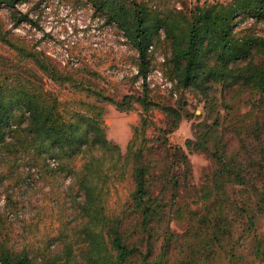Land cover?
<instances>
[{"label": "trees", "instance_id": "1", "mask_svg": "<svg viewBox=\"0 0 264 264\" xmlns=\"http://www.w3.org/2000/svg\"><path fill=\"white\" fill-rule=\"evenodd\" d=\"M18 1L22 0H0V4L14 6ZM90 1L136 50L138 77L142 76L144 89L116 100L101 89H83L81 81L82 97L73 93L63 102L61 94L46 89L38 77L4 71L5 81L0 82V156L5 152L13 156L3 160L11 172L20 166L21 158L33 174L39 175L40 167L41 178L61 193V217L57 234L42 241L44 248L18 250L8 229L11 196L4 197L0 264L264 262V238L257 228L264 216V114L249 124L238 120L240 124L233 129L239 144L233 151L224 138L219 116L213 123L205 121L203 130L186 140L188 148L206 153L214 162L212 173L199 188L189 185L192 202H184L185 196L178 190V173L165 177L173 188L168 197L155 193L152 168L157 165L146 156L161 142L171 151L172 164H180L184 172L190 168L187 153L167 142L183 119L187 101L180 98L178 106L159 103L147 88L155 45L165 41L168 46L165 63L174 87L193 93L206 108L216 106L213 90L218 85L223 90L250 88L264 96V35L251 29L236 30L246 18L264 21V0H229L190 9L178 7L174 0ZM25 17L21 14L17 23ZM0 42L14 48L20 60L30 58L38 71L56 84L77 82L47 57L27 54L25 48L14 44L1 23ZM92 84L88 81L86 86ZM106 103L121 112L138 106L139 121L132 127L125 152L107 136ZM155 109L166 114V127L155 122ZM22 121L27 143L18 145L14 136L6 141ZM10 173H0V183ZM66 177L69 183L61 187L59 179ZM128 180L131 187H125L126 193L113 205L118 185ZM130 217L134 219L132 227L127 224ZM173 222L182 226L180 231L173 229ZM129 233L138 238L129 239Z\"/></svg>", "mask_w": 264, "mask_h": 264}, {"label": "rangeland", "instance_id": "2", "mask_svg": "<svg viewBox=\"0 0 264 264\" xmlns=\"http://www.w3.org/2000/svg\"><path fill=\"white\" fill-rule=\"evenodd\" d=\"M227 1L229 0H174V3L180 8L190 9L198 4ZM21 14L26 17L22 22L17 23L16 19ZM0 23L4 30L9 32L13 43L25 48L27 54L32 52L47 57L60 70L72 74L77 79L74 84L72 82L56 84L47 75L38 71L30 58L20 60L19 53L14 48L0 42V82L5 81L3 75L6 69L17 70L26 78L38 77V81L46 89L58 91L63 102L73 93L77 98L82 97L80 91L82 89H79L82 87L81 81H83V89L86 87L101 89L116 100H121L127 94L138 95L144 89L142 76L138 77L139 61L136 50L128 43L122 31L115 24L109 23L107 17L90 0H22L14 6L3 3L0 4ZM248 29L264 35V21L254 22L252 18H246L236 28L238 32ZM153 50L150 72L160 70L164 81L171 85L162 86L164 82L158 80L148 82L150 97L166 105L178 106L180 98L188 103L182 110L183 119L179 127L168 135L167 142L170 147H180L187 153L190 168L184 172L180 164H172L171 161L174 158H171V151L166 150L167 146L159 142L154 146L155 148L147 151L146 155L155 159L157 165L152 168L154 173L152 190L168 197L173 188L166 184L165 177L170 179L173 173H178L180 181L178 190L180 194L183 192L185 196L183 200L188 203L192 202L194 197L189 185L199 188L212 173L214 162L206 153L188 148L186 140L194 139L195 134L203 130L205 121L213 123L219 116L221 127H224V138L228 140L231 151L235 150L239 141L234 134V125L240 124L238 120L243 121V124H249L256 116H262L264 96L250 88L236 87L237 89L223 90L218 85L213 90V95L217 97L216 106L213 109L210 105L206 108V104L199 100V97L188 90L174 87V83L169 80L168 67L165 63L169 49L165 41L155 45ZM88 81L93 83V87L86 86ZM225 104L227 106H224ZM105 105L104 120L107 136L118 143L125 152L132 137V127L139 121L138 106H135L136 109L132 111L121 112L114 104L106 103ZM153 116L158 126L166 127L168 119L165 113L155 109ZM14 122L20 124L19 120ZM25 126L26 124L22 121L21 125L12 131L11 136L6 138V141L14 136L18 145L26 144V133L22 131ZM5 153L0 156V173L8 175L11 169L3 160L13 156L8 154L10 152ZM19 161L20 166L14 168L9 177L0 183V211L3 212L6 205L4 197L11 196L8 229L14 247L18 250L25 247L31 250L42 249L44 248L42 241L57 234L61 217L59 205L61 193H58V189H52L46 180L41 178L40 167L37 166L39 175H36L25 166L24 159L21 158ZM50 162L54 166V160L51 159ZM22 178L32 183L26 186ZM59 182L63 187L69 183V179L68 177L59 179ZM125 187H131L130 180L118 185L119 195L112 200L113 205L119 201L120 195L126 193ZM133 222V218H128V227H132ZM176 223L173 222L172 227L180 231L182 226ZM257 228L259 235L264 238V216L258 221ZM128 237L131 240L138 238L132 233H129ZM57 244L52 248L57 247ZM255 264H264V262L258 260Z\"/></svg>", "mask_w": 264, "mask_h": 264}, {"label": "built area", "instance_id": "3", "mask_svg": "<svg viewBox=\"0 0 264 264\" xmlns=\"http://www.w3.org/2000/svg\"><path fill=\"white\" fill-rule=\"evenodd\" d=\"M153 80H158L159 82H164L162 84V86L171 85V83L164 81L163 74L160 70H154V71L148 73V75L146 77L147 83L148 82L150 83Z\"/></svg>", "mask_w": 264, "mask_h": 264}]
</instances>
